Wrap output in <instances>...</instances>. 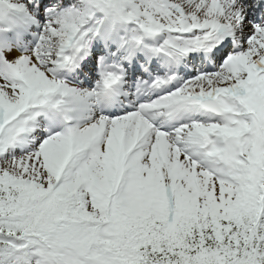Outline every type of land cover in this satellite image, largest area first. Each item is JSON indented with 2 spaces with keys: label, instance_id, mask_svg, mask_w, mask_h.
Wrapping results in <instances>:
<instances>
[{
  "label": "snow or ice",
  "instance_id": "1",
  "mask_svg": "<svg viewBox=\"0 0 264 264\" xmlns=\"http://www.w3.org/2000/svg\"><path fill=\"white\" fill-rule=\"evenodd\" d=\"M0 264H264V0H0Z\"/></svg>",
  "mask_w": 264,
  "mask_h": 264
}]
</instances>
